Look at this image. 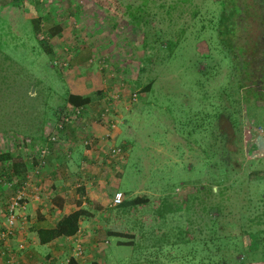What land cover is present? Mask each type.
I'll return each mask as SVG.
<instances>
[{"label": "rangeland", "instance_id": "1", "mask_svg": "<svg viewBox=\"0 0 264 264\" xmlns=\"http://www.w3.org/2000/svg\"><path fill=\"white\" fill-rule=\"evenodd\" d=\"M7 1L0 0V4ZM34 1L36 7L25 2L21 16L0 29V153L7 154L0 160V177L5 176L9 183L4 186L0 181V193L9 199L17 187L14 179L24 176L14 177L11 170L25 161L24 151L14 141L32 140L27 151L33 152L36 141L47 131L46 121L54 123L53 109L63 105L72 82L69 74L80 77L90 72L109 93L121 81L126 82L123 96L134 90L136 94L135 101H127L132 109L116 125L122 131L116 143L127 137L124 172L117 188L132 195L150 191L158 198L157 205L163 197H176L168 205L170 212L159 219L154 206L133 207L129 219L142 218L143 222L149 214L153 222L139 225L134 221L135 237L130 245L116 243L118 238L108 235H104V245L102 239L96 240V251L104 249L100 260L105 258L106 264H213V259L206 262V256L213 253L219 258L214 247L222 246V241L203 243L212 233L208 228L215 213L204 212L200 200L205 194L198 189L212 185V179L226 177L223 182L229 197L223 205L225 211H232L227 219L235 218V224L226 223L231 226L214 235L228 239L235 248L236 252L228 254L231 264H264L263 224H252V231L241 224L244 220H238L239 213L251 215L264 208L259 202L264 198V179L251 172L264 167V96H255L261 102L239 107L237 94L247 86L241 84L238 91L235 79L229 77L230 62L213 51L221 1L227 4L230 0ZM252 1V10L259 15L247 30L254 40L260 33L257 22L264 29V8L257 4L260 0ZM7 13L8 9L0 10L4 19ZM35 18L38 23L36 19L32 25L29 20ZM53 22L59 30L48 37ZM35 38H45L52 54H46ZM257 47L263 51L264 43ZM256 56L261 59V54ZM72 62L77 65L71 66ZM81 82L77 78L73 88ZM147 82L151 83L149 90L140 93ZM98 86V81L81 84V88ZM240 94L249 101L248 95ZM70 141L66 137L64 143L49 146L59 145L65 153L67 148L75 150L77 142L68 147ZM209 199L212 206L215 196ZM94 204L86 206L91 212L81 224H96L98 208ZM71 243L69 239L49 245L36 243L35 248L45 264H66ZM148 251L153 261L145 260ZM97 252L95 259L100 257Z\"/></svg>", "mask_w": 264, "mask_h": 264}, {"label": "crops", "instance_id": "2", "mask_svg": "<svg viewBox=\"0 0 264 264\" xmlns=\"http://www.w3.org/2000/svg\"><path fill=\"white\" fill-rule=\"evenodd\" d=\"M76 65V62L71 63V66ZM73 75H75V73L73 74L71 72L69 74L70 79H72L73 83L77 80V78L82 80V82L77 85L73 84L76 86L75 89L73 88L71 82L68 86L69 91L67 94L73 93L80 96L90 97L92 96L91 94L93 93V91H101L98 97L90 99V101H87L83 106L81 105L83 107L82 111L84 113V116L82 118H79L78 122H74L71 126L67 127L66 137L71 140L67 146L69 147L70 145H72V143L74 144L75 141L79 142V137L82 135V131H85L87 133L85 134L88 138H91L93 136L95 137L92 140L93 146L88 149L82 147L78 142V144L75 143V150H72L73 152H75V157L72 158V151H68V155H66L67 157L71 156V159H65L67 158L66 156L62 158V151H64V148H61L59 145L49 148L47 163L40 169L37 178L34 179L36 183L38 182L37 187L39 188L38 192H40L39 198H34V196L36 195L35 191L38 189L36 187V183H33L32 187L30 184L28 187V198L25 204V209L22 216L17 217L14 226L16 227L17 224H20L22 225L19 226L21 228L17 227L13 234L6 240H0V264H4L6 256L9 254L14 256L13 258L17 262V264L45 263V260L43 259V257H41V254H38V249L35 248L36 243H39L36 230L39 228L53 227L55 222L59 218L76 209V205L74 203H71V199L74 198L79 199V207L85 208L87 210L88 207L86 206L92 201L95 202V204L93 205L95 210L96 205L100 206V209H97L96 211V214L98 216L97 219L95 218L96 224H81L84 220V218L81 217L78 222V229L73 235L57 237L43 245L61 242L62 240L67 241V239L70 240V243L74 240L80 241L81 243H83V252L79 257V259L82 260L79 264H90L91 262H96L97 264H106L107 260L105 258L104 261L100 260L101 254H104V249H101L99 252L96 251L97 249H99L98 246H95L96 240H98L99 238L102 239L103 241L100 243L104 245L107 243V238H105L104 235H108L118 238L116 239V243L130 245L133 244L132 242L135 237L133 227L136 224L143 225L153 222L149 214L145 215L146 219H144L143 222L142 218H134L132 220L129 219L130 213L133 212L132 206L120 207V205H110V199L112 198L113 193L116 191L122 192L123 200H127L136 196L132 195L133 193H127L125 190H120L117 188L118 182L122 177V173L124 172V158L126 157L127 148V143H125V141L127 137H122L118 144L123 148L122 154L118 158H110L106 154L107 148L111 145L117 144L116 142L120 138L122 131L120 130V127H116L115 129L109 131L110 136L105 138V134L108 132L107 122L102 119L100 121H96L93 120L92 117L96 115V119H98L97 114L99 113V110L105 106H108L111 111V114H109V116L116 121L117 125L123 114L125 112H129L132 109V104L127 103V101L130 102V100L128 97H126L128 96L127 93L129 90L126 88L125 94L127 95L123 96L121 93L120 96L115 99L112 98V94L109 93L108 87H105L100 79L94 78V76L90 72H85L84 75L80 77H74ZM71 76L73 77L71 78ZM96 81L99 82V86L97 88H81L82 83L88 86L90 83H94ZM125 84L126 82H124V85ZM110 85L111 83L108 86ZM115 85L118 86L117 83ZM76 88H79L77 92ZM63 102H65V98ZM42 136L43 135H41V137ZM16 141H18V139ZM30 141L31 146L32 140ZM67 150L70 149L67 148ZM29 153L33 154L34 152L22 153L24 154L23 159H25V161L22 162V168L24 167V171H20L22 173H24L30 167L28 158V155H30ZM16 157L17 156H15V158ZM14 177H16V175H14ZM14 184H16V182ZM79 186L83 189V195L81 196H79L76 191V188ZM212 190L214 191V188H212ZM34 192L35 194H33ZM134 192L136 193V190ZM138 192H142V194L137 195H143L147 201L146 203L136 206L141 209L142 207L150 208L151 206H154V209L157 210L155 216H157L158 219L163 218V216L170 212V208H168V205L171 207V201H174L176 199L175 196H170V200L163 197L157 205L154 204L155 200L158 199L155 198L154 193L144 190ZM7 201L8 198H6L5 193L1 192L0 232L3 231L5 227L4 216ZM161 207L164 208V213L160 211ZM89 211L91 212V210ZM22 217H25L24 220ZM130 221H132L133 223H130ZM134 221H136V224ZM120 225L123 226L122 230L118 229ZM112 232H115V234ZM117 233H120V235H116ZM98 235L100 236L98 237ZM145 235H147V233H145ZM18 243H22L23 247L21 249H17ZM71 245L73 246V242L71 243ZM246 246L249 249L250 243L248 244L247 242ZM70 248L71 253L69 255L71 256L72 247L70 246ZM1 252L4 253L1 254ZM96 252L98 255H100V257L97 259H95ZM210 254V258L209 256H206V262L214 259L213 253ZM145 260L153 261L150 251L145 254Z\"/></svg>", "mask_w": 264, "mask_h": 264}, {"label": "trees", "instance_id": "3", "mask_svg": "<svg viewBox=\"0 0 264 264\" xmlns=\"http://www.w3.org/2000/svg\"><path fill=\"white\" fill-rule=\"evenodd\" d=\"M25 2H28L29 4H32L35 7H36L35 4L38 3L37 1H34V0H8L6 3L0 4L1 11H5L6 9H8V13H7L8 18L4 19L3 17L0 16V29L2 28L3 23H8L10 22V19L14 20L15 17L21 16L22 7ZM257 4L261 6L262 8H264V0L258 1ZM252 5H253L252 0H250V2L249 0H243L242 2L241 0H230L227 4L221 1L222 7H221V10L217 14L218 28H217L216 36L218 35V40L215 41L213 51H215L217 55H220L223 60L230 62L229 77L230 78L233 77L235 79V84H236L238 91H239V86L241 84H245L247 86L246 89L239 91L237 94L239 107L240 105L245 106L244 103L248 104L249 102H252V103L261 102L263 101V99H260L259 101H257L255 96L260 95V94H263L264 96V62H263L264 61V47H263V51L259 50L257 47L259 43L261 42L264 43V39L262 38V34H264V29L262 26H259L257 22L256 28L260 30V33L257 34L258 36H256L254 40L253 38H251V33L250 31L247 30V27L251 25V22L254 21L255 19L258 20V15H259L258 13L252 10L253 9ZM36 19L38 23V18H35L34 20H29V21L35 22ZM53 24L54 25H52V27L48 31V34H47L48 37L57 33L59 30V26L57 25V23L53 22ZM261 31H262V34H261ZM37 42L43 48V51H45L46 54L48 55L52 54L51 49L47 46L45 38L37 39ZM1 49L2 48H0V50ZM258 53L261 54L260 56L261 59H259L256 56V54ZM257 61H261V62H257ZM244 79H247L251 84L249 82L244 83L243 81ZM150 85H151L150 82H147L145 85H143L142 88L140 89V93L148 91L150 88ZM100 91L101 90L93 91V93L91 94L92 96L90 97L80 96L78 94H73V93L67 94L65 96V102H63V105L57 106L56 108L53 109V116L58 108L64 107L65 103L68 102L72 104L73 106H81V105L83 106L87 101H90V99H93L94 97H98L100 94ZM241 92L249 96V101H247L245 97L241 96L240 94ZM228 95L231 98L229 92H228ZM228 95L225 94L226 96L225 99L229 101ZM101 112H102V109H100L99 113L97 114L98 119H96V115L92 116L93 120L100 121L102 119L100 117ZM83 116H84L83 112L81 113L80 116H77L78 117L77 122L79 118H82ZM85 133H86L85 131H82V135L84 138L87 137L86 136L87 133L86 134ZM78 143L82 147H84L81 144L80 140ZM51 145L49 146V148L51 147ZM114 145L119 146L121 150L123 149L118 144H114ZM67 152L63 153L64 157H65V154H67ZM6 155L7 154L5 153H0V160H3L4 158H6L7 157ZM11 170L14 172V175H17L20 177L22 174V172L20 171L21 170L24 171V167L22 168V163H20V165H13V167H11ZM251 172L258 174L259 179H262V180L264 179V167L262 169H256V170L253 169ZM23 179H24V176L21 180H16V185L20 184ZM224 180H227V178L225 177L222 179H218L217 181L212 179L210 180L213 183L212 185L211 184L209 186L204 185V186H201L200 189H198V191L200 192L202 191L205 194L203 195L202 200H200V202L202 203V209L204 210V212L207 214H210V212L213 210V212L215 213L211 218L212 225H210L208 228L210 231H212V233H209V236H207V239L205 241L203 240L204 241L203 243H205L207 240L209 243L211 240L214 244H215V241H219V240L220 242L222 241V246H220L219 244H215L214 250L219 253L220 257L219 258L215 257L212 260L213 264L233 263L232 258L228 254L231 252L232 253L236 252L235 248L232 246V243H230L228 239L222 240L220 239V237H218V235H216L217 237L214 235V234H217L216 232L222 231L225 228H228V226H231L230 224H226V223L231 222L232 224H235V218H233V220L231 221L227 219V215L232 213V211L230 210L225 211L226 204L225 206L223 205V201L225 200V198L227 199L229 197L228 195H226L227 186L224 184L223 182ZM213 186L215 187L214 191L212 190ZM82 190L83 189L80 186L76 188V191L79 194V196L83 195ZM214 196H215L214 204H212L211 206L209 205L211 204L210 203L211 199L209 198L213 199ZM216 198L218 200H216ZM146 201L147 200L143 195H136L127 200H122L117 205H120V207L122 206L123 207L124 206L134 207L136 205L146 203ZM260 201L264 205V198H260L259 202ZM71 203H74L77 208L70 211L66 215L62 216L61 218H59L55 222L53 227L39 228L36 230L38 242L40 244L48 243L57 237L73 235L78 229V222L81 219V217H84V216L87 217L90 215V212L87 209L79 207L80 201L78 198L71 199ZM95 207L96 209L100 208V206L98 205H96ZM262 216L264 217V208H262L256 214L240 216V213H239L238 220L239 219L244 220L241 224H247V226H249L247 230L251 229L252 231H254L252 229V224H263L264 226V218L261 219ZM241 228H243V225H241ZM236 229H240V228L236 227ZM112 233L115 234V232H112ZM116 235H120V233H117ZM181 241L187 243L188 239L182 238ZM240 248L242 249V247ZM261 258L264 259V253L261 255ZM79 263L80 261H78V259L73 258L72 256H68L66 259V264H79ZM42 264H45V263H42ZM90 264H97V263L91 262Z\"/></svg>", "mask_w": 264, "mask_h": 264}, {"label": "built area", "instance_id": "4", "mask_svg": "<svg viewBox=\"0 0 264 264\" xmlns=\"http://www.w3.org/2000/svg\"><path fill=\"white\" fill-rule=\"evenodd\" d=\"M101 63V62H97ZM117 83V88L112 91V98L117 99L120 94L121 90L123 89L124 84L120 82ZM128 98L130 101H135L136 94L135 91H130ZM83 107L82 106H73L70 103H65L64 107H60L56 110L54 114V123L51 125L49 122L46 121V129L47 131L43 135V137L40 140L36 141L35 150L33 151V154L28 155L30 167L28 170H26L24 174L23 181L18 184V186L15 188L13 195L9 197L7 201V206L5 210V227L4 230L0 232V240H6L8 237L12 235L13 227L15 226V222L17 217L22 216L23 211L25 209V204L27 202L28 198V187L31 184V187L33 186V183L35 184V180L37 178V175L42 167L46 165V157L49 153V144H58L59 142L64 143L66 140V129L68 126L72 125L74 122H77L78 117L80 116ZM111 114L110 108L108 106H105L102 108V112L100 113V117L102 120H105L107 122L108 126V132L105 134V138L110 136L109 131L116 128V121L110 116ZM48 127V128H47ZM95 137L91 138H84L83 135L79 137V140L81 144L85 148H91L92 140ZM20 139V138H19ZM16 148L19 151L28 152L27 148L30 145L31 141L29 139H20L18 141H14ZM67 150L65 151V153ZM106 154L110 158H118L122 154V150L117 145H111L107 148ZM68 155V154H67ZM33 157V158H32ZM5 176L1 175L0 181H3V185H9L8 180L4 179ZM5 180V181H4ZM33 180V182H32ZM7 182V183H6ZM12 182V181H11ZM16 180L14 179V183ZM38 182L36 183L37 187ZM38 188V187H37ZM39 188L35 191L36 195L34 196L35 199L39 198L40 192ZM35 192L33 194H35ZM123 200L122 192L116 191L112 195V199L110 202V205H117ZM23 220L25 217H22ZM23 247L22 243L17 244V249H21ZM72 247V254L71 256L75 259H79L83 252V246L80 241L74 240ZM4 252H1L3 254ZM4 264H17V262L14 260V256L9 254L6 256Z\"/></svg>", "mask_w": 264, "mask_h": 264}]
</instances>
